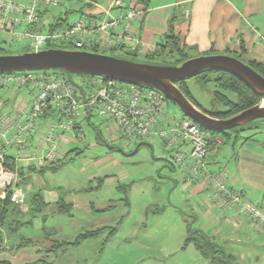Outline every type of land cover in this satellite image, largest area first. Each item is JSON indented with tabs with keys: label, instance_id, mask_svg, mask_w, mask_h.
<instances>
[{
	"label": "rangeland",
	"instance_id": "374dc122",
	"mask_svg": "<svg viewBox=\"0 0 264 264\" xmlns=\"http://www.w3.org/2000/svg\"><path fill=\"white\" fill-rule=\"evenodd\" d=\"M65 12L64 7H52L43 22L53 23L54 14L61 15L68 23L79 17L77 13ZM46 28L47 25L44 32L48 30ZM1 36L5 37V34ZM5 38L6 42L1 44L4 50H0V54H19L31 49L29 40L18 42L10 36ZM62 49L74 50L70 46ZM105 54L157 65L176 60L174 57L165 60L119 51ZM199 78L186 79L190 91L188 99L199 109L211 110L213 92L217 88L214 83L203 87ZM74 79L80 78L74 76ZM1 89L10 90L12 87ZM223 93L235 98L232 93ZM20 96L22 100L29 97L26 92ZM164 111L170 122L185 117L179 106L170 100ZM250 126L264 127V119L254 120ZM112 127V122L94 114L91 123L82 120L79 131L70 129L64 133L59 149L63 158L56 161L60 164L59 169L37 178L40 184L41 179L46 183L41 185L43 190L56 192L58 200L40 214L28 212L27 202L17 206L22 211L17 219L23 224L16 231H9L12 241L0 251V259L18 264H195L190 249L183 248L188 235L187 220H193L189 190L180 181L181 173L173 166L172 154L163 148L158 137L130 142ZM255 131L254 128L243 131L238 139L233 135L222 145L218 155L221 164L235 163L236 152L244 143H253L245 139ZM255 138L261 140V134ZM141 143L145 144L138 147ZM77 150L83 151L77 155ZM45 196L50 199L49 193ZM61 198L71 206L70 214L58 210L57 202ZM110 203L113 205L110 210L101 211ZM106 226L108 228L98 238L68 244L87 230ZM113 227L117 230L116 235L102 249L103 240ZM28 238L31 240L22 244ZM206 262L211 264L208 260ZM196 264L202 263L196 259Z\"/></svg>",
	"mask_w": 264,
	"mask_h": 264
},
{
	"label": "built area",
	"instance_id": "2783aa9c",
	"mask_svg": "<svg viewBox=\"0 0 264 264\" xmlns=\"http://www.w3.org/2000/svg\"><path fill=\"white\" fill-rule=\"evenodd\" d=\"M60 3L61 0H29L28 3L0 0V34L13 36L18 42L29 40L32 51L64 45L89 52L93 49L126 54L139 51L138 26L143 20L144 8L128 5L126 0H108L97 6L98 12L83 14L64 28L38 31L42 6L56 7ZM28 72L0 79L18 86L29 85L32 89L29 99L23 100L24 105L17 111L0 114V134L5 137L14 130L7 144L14 141L22 144L47 111L56 110L60 119L49 122L43 132L40 148L44 153L26 156L24 161L35 159L39 167L55 162L64 133L73 129L81 118L95 114L112 122V130L130 142L161 139L163 148L172 154L173 166L181 173L180 181L203 184L215 205L247 217L264 230V207L248 201L242 190L229 185L227 168L213 173L208 167L210 146L217 148L223 140L188 117L174 122L167 120L164 110L168 99L163 92L103 76H86L69 83L52 70ZM6 160V151L0 145L1 196H9L16 206L24 205L26 192L17 186V174L6 165Z\"/></svg>",
	"mask_w": 264,
	"mask_h": 264
},
{
	"label": "crops",
	"instance_id": "0c3cea01",
	"mask_svg": "<svg viewBox=\"0 0 264 264\" xmlns=\"http://www.w3.org/2000/svg\"><path fill=\"white\" fill-rule=\"evenodd\" d=\"M15 1L29 2V0ZM107 1L61 0V3L56 7H64L65 13L74 12L80 17L83 14L98 12L97 6L105 4ZM126 3L144 8V17L138 26V35L141 40L140 49L137 52L139 55L148 57L157 52L165 43L166 37L174 34L179 38L180 45L185 47L192 57H194V53L199 56L227 54L246 63L257 62L264 65V0H126ZM52 7L42 6L40 22L37 26L38 31H40L39 28L43 31L45 25L48 29L51 24L48 21L44 23L43 18L50 15ZM52 17L54 22L62 18L59 14H54ZM5 37L0 34V44L6 42ZM10 37L15 39L13 36ZM8 87H12V89L3 91L0 88L2 91L0 92V113L11 114L17 111L21 105H24L21 103L22 96L20 94L25 91L22 88ZM27 108H29L28 104ZM50 120L48 118L40 120L37 131L28 134L25 139L27 149L23 153L24 157L19 158L20 153L16 146L7 152V161L14 165L12 170H17V186L25 190L27 203V199L36 194H42L44 201L49 206L58 200L56 192L43 190L42 187L46 183H43L41 179L43 184L41 187L42 184L37 178L38 176L42 178L41 175H44L45 172L58 170L60 164L57 162L53 165L48 163L42 171L39 166V168L33 166L37 162L31 161L27 165V162L24 161L26 156H38L44 153L40 144L43 132L48 129ZM82 120L87 121L86 118L81 119L79 125H81ZM79 129L80 126L74 130L78 131ZM255 130L254 134L248 136L250 138L245 139L253 143H244L233 158L235 163L232 165L221 164L218 155L222 146L210 150L209 161L212 162L211 167L214 170L226 167L229 171V185L242 190L248 201L264 207V127L260 126L259 129ZM257 134H261V140L255 138ZM58 158L62 159L63 156L59 154ZM182 183L184 188L189 190L188 200L193 215H191L193 219L191 222L187 220V232L190 223L194 229L206 233L233 258L234 264L264 263V230L259 225L235 211L225 210L215 205L211 200L209 191L205 189L203 184ZM48 193L49 200L45 196ZM1 195L2 191H0V197L4 199ZM106 206L101 211L106 212L113 207L112 203L106 204ZM27 240L30 241L31 239L28 238ZM27 240L22 241V244ZM11 241L7 233L6 243ZM73 243L68 242V244ZM8 245L6 244L5 248ZM104 247L102 243V249ZM183 248L190 249L189 253L193 255L195 264L196 259L202 264H208L207 260L213 264L195 244L191 243ZM202 256L207 260H204Z\"/></svg>",
	"mask_w": 264,
	"mask_h": 264
},
{
	"label": "water",
	"instance_id": "95a60500",
	"mask_svg": "<svg viewBox=\"0 0 264 264\" xmlns=\"http://www.w3.org/2000/svg\"><path fill=\"white\" fill-rule=\"evenodd\" d=\"M63 70L68 74L103 76L156 88L176 103L186 117L212 131H229L257 119H264V76L249 63L227 54L190 58L179 65L137 63L105 53L62 48H47L19 54H0V72L17 73L39 70ZM206 71H226L244 82L261 99L257 105L220 119L210 116L180 90L176 82Z\"/></svg>",
	"mask_w": 264,
	"mask_h": 264
},
{
	"label": "trees",
	"instance_id": "16d2710c",
	"mask_svg": "<svg viewBox=\"0 0 264 264\" xmlns=\"http://www.w3.org/2000/svg\"><path fill=\"white\" fill-rule=\"evenodd\" d=\"M69 23L66 21V19L59 18L58 20H56L55 22H53L49 25L48 30L61 29V28L66 27ZM36 29H37V27H36ZM39 30L41 31L40 28H39ZM64 47H69V46L64 45V46H58L56 48H64ZM47 48H53V47L48 46ZM0 50H4V48L1 46V44H0ZM30 51H32V50L30 49ZM92 51L97 52V53H106L107 52V51L99 50V49H93ZM135 54H137V52ZM148 57H150V58H161L162 57L165 60L168 58L174 57V59H176L173 63L163 64V65H179L182 62H184L190 58H193L192 56H190L187 49L180 45L179 38L174 34L168 35L166 37L165 43L161 45L160 49H158L157 52L150 54ZM249 64L257 72H259L261 75L264 76V65L263 64L257 63V62H252ZM56 70H58V71H55V73L62 76L63 78H65L69 83H76L82 77H86V76H82V75L68 74L65 71L59 70V69H56ZM32 72L33 71H29L28 73H32ZM17 73H20V72H17ZM17 73H2V72H0V79L2 76L12 75V74L15 75ZM74 76H76V77L78 76L80 79L76 80V79H74ZM198 77H200L198 79V81L203 87L206 88V86L209 83H214V85L217 88L213 92V108L211 110L200 109L212 117L220 118V119H227V118H230V117L240 113L241 111H243L249 107H252L254 105H257L261 102V99L253 92V90L251 88H249L244 82H242L240 79H238L237 77L232 75L230 72L206 71V72H203V73L196 75V78H198ZM176 84L178 85L180 90L184 93V95L188 98V95H190V91H189L188 85L186 84V80L178 81V82H176ZM8 86H13L15 88H22L29 95V97H30V93L32 92V89L29 87V85H19L18 86L14 82L5 83V82H2L0 80V88L1 87H8ZM223 92L232 93L235 95V98L231 99L229 96H226ZM29 97H26V98L29 99ZM26 98H24L23 100H25ZM23 100H21V101H23ZM216 105H220L219 106L220 108L217 107ZM0 114H10V113H0ZM11 114H13V113H11ZM93 115L94 114L86 115L85 117H83L81 119L86 118L87 121L89 123H91V117ZM44 118L51 119L49 122L54 121V120L57 121L60 119V115L56 110L53 109V110H50L49 112L47 111L45 116L43 118H41L40 120H42ZM81 119L75 123L74 129L78 128L80 126L79 122L81 121ZM40 120H39V122H40ZM250 125H251V122L248 124H245L243 126L234 128L232 130L221 131V132L205 129L201 125H199V126L202 129H204L208 132H212L213 134L219 136L223 140L222 145H224L225 143H227L231 140L233 135H235V138L238 139L241 135V132L252 129V128L259 129V127H260V126L252 127ZM37 128L34 132L37 131ZM13 131L14 130L10 131L5 137L2 136V134H0V145L2 147H4L7 157H8L7 152L10 149H12L14 146H16V149L17 150L19 149V153H20L19 158L20 157L22 158V157H24L23 153L27 149L26 145H25L26 143L24 142L22 144H19V143H16L14 141L10 144H7V142H6L12 138V132ZM98 133L101 134L99 131H98ZM247 138H250V137H246V139ZM143 144H145V143L138 144V147H140ZM222 145L218 146L217 148L221 147ZM23 148H24V151H22ZM213 148H214V146H210V150ZM82 151L83 150H77L76 154L78 155ZM209 153L207 156V164H208L209 169L213 173H218L222 169L226 168V167H224V168H220L218 170H214L211 167L212 162L209 161ZM34 156H36V155H34ZM31 161L36 162V160L33 159V160L28 161L27 165H29ZM53 163H56V161L52 162V165H53ZM6 165L9 166L10 168L14 169V165L10 164L7 160H6ZM36 165H33V166L35 168L36 167L39 168L38 164H36ZM49 165H51V164H49ZM46 166L47 165L42 166V167H40V169L43 171ZM53 169H56V168H53ZM15 172L17 173V170H15ZM243 195H244V192H243ZM63 200L64 199L61 198L60 201L57 202L58 210L60 212L70 214V212H71L70 207L71 206L65 204ZM27 201H28V205H29V211L28 212H31L33 214H40V213H42V210L45 207L49 206V204L44 201L42 194H36L32 198H30V199L28 198ZM21 212L22 211L19 209V207H17L11 201L9 196L5 197L4 199H2L0 197V251L3 250L5 248V245L7 244L6 243L7 233H9V231H16L20 227V225L23 224V223L21 224V222L17 219V216ZM10 219H11V221H10ZM106 228H108V227H101V228H97L94 230H87V231L83 232L82 234H80L73 244H79L81 241L87 240V239L98 238L106 231ZM116 231L117 230L115 227L111 228L109 234L106 236L105 240H103L104 246L110 238H112L116 235ZM26 242H29V241L27 240ZM191 243L195 244V246L202 252V254L206 258H209L213 264H234L233 258L220 245H218L215 241H213V239L210 236H208L206 233L202 232L199 229H194L192 227V225L189 223L188 224V237L185 240L184 246L189 245ZM0 264H12V263L8 260H0Z\"/></svg>",
	"mask_w": 264,
	"mask_h": 264
}]
</instances>
